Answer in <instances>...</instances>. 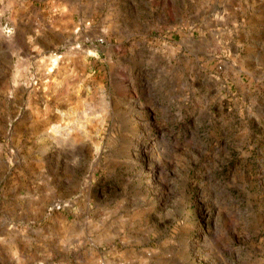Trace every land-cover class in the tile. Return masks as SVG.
Here are the masks:
<instances>
[{
    "label": "rangeland",
    "instance_id": "rangeland-1",
    "mask_svg": "<svg viewBox=\"0 0 264 264\" xmlns=\"http://www.w3.org/2000/svg\"><path fill=\"white\" fill-rule=\"evenodd\" d=\"M0 264H264V0H0Z\"/></svg>",
    "mask_w": 264,
    "mask_h": 264
}]
</instances>
